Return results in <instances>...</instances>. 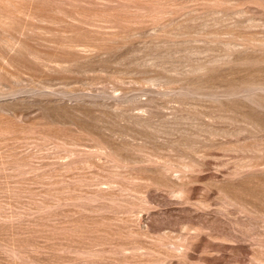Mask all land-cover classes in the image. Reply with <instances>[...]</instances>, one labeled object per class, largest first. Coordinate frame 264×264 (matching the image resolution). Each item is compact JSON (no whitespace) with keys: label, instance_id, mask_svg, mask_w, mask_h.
I'll use <instances>...</instances> for the list:
<instances>
[{"label":"rangeland","instance_id":"1","mask_svg":"<svg viewBox=\"0 0 264 264\" xmlns=\"http://www.w3.org/2000/svg\"><path fill=\"white\" fill-rule=\"evenodd\" d=\"M0 264H264V0H0Z\"/></svg>","mask_w":264,"mask_h":264}]
</instances>
